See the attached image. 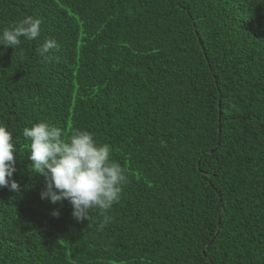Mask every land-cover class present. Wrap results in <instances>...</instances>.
I'll use <instances>...</instances> for the list:
<instances>
[{
	"label": "trees",
	"instance_id": "16d2710c",
	"mask_svg": "<svg viewBox=\"0 0 264 264\" xmlns=\"http://www.w3.org/2000/svg\"><path fill=\"white\" fill-rule=\"evenodd\" d=\"M25 16L41 36L0 46L20 185L0 187V264H264V0H0V29ZM38 122L111 146L128 179L104 228L41 199Z\"/></svg>",
	"mask_w": 264,
	"mask_h": 264
},
{
	"label": "clouds",
	"instance_id": "9594fccd",
	"mask_svg": "<svg viewBox=\"0 0 264 264\" xmlns=\"http://www.w3.org/2000/svg\"><path fill=\"white\" fill-rule=\"evenodd\" d=\"M42 20L25 16L0 29V46L19 48L22 39L36 40L42 33ZM59 45L54 38L45 37L35 49L44 62H50L52 50ZM22 135L29 140L31 172L40 174L45 180L41 199L52 204L67 201L71 205L72 217L77 221H89L90 213L97 210L102 217L100 228L111 223L108 212L122 197L127 183L125 169L111 159V146L98 143L94 134L87 130H74L65 137L60 127L38 122L25 127ZM16 144L12 132L0 125V187L20 191L13 180L16 172ZM59 216L58 211L52 213Z\"/></svg>",
	"mask_w": 264,
	"mask_h": 264
}]
</instances>
